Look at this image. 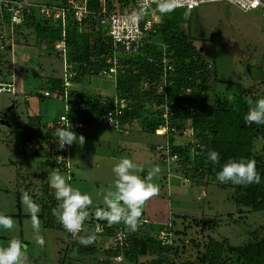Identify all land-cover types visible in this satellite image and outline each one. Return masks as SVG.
I'll return each instance as SVG.
<instances>
[{"label": "rangeland", "instance_id": "rangeland-1", "mask_svg": "<svg viewBox=\"0 0 264 264\" xmlns=\"http://www.w3.org/2000/svg\"><path fill=\"white\" fill-rule=\"evenodd\" d=\"M26 1L53 4L62 0ZM31 16L13 27L0 21V212L15 221L13 230L0 231V242L21 240L27 250L26 264H208L209 259L216 264H251L234 249L264 238V209L239 205L236 185H221L215 175H200L192 169V163L181 161L173 148L184 150L191 160L197 148L193 143L200 141L191 118L170 119L148 100L144 108L152 113L142 112L121 122L118 129L96 121L90 112L92 104L86 100L127 97L115 90V80L120 73L130 74L123 64L129 58L116 57L115 53L108 59L111 64L99 70L98 62L88 61V48L98 26L87 23L77 28L74 38L82 49L65 44L64 52H60L55 47L59 37L52 39L41 30L43 23L35 14L31 23ZM163 16V20L171 18L179 23L207 64L206 103L227 101L243 118L248 110L244 98L264 96L261 12H244L231 3L215 2L191 10L178 8ZM152 47L165 57L170 69L175 68L178 52L168 50L159 33ZM83 67L91 74L75 76ZM154 86L156 94H164V83L158 80ZM64 87L66 100L55 93ZM163 107L170 110L165 104L158 108ZM65 108L72 131L84 136L82 145H70L71 161L69 155L60 153L54 135V121L64 118ZM36 112L38 116H34ZM78 120L84 128H78ZM260 126L262 132L253 138L250 151L255 162L263 164L259 184L264 187V125ZM145 141L150 142L149 149ZM122 156L142 163L145 170L154 164L160 166L158 177H154L159 193L145 202L136 230L128 232V242L140 239L146 240L145 245L150 241L157 245L160 241L164 249L136 245L141 250L136 257L122 254L121 261L114 260L103 243L88 245L94 250L91 255L72 250L65 253L61 247L63 240L67 243L66 234L44 225L49 205L48 172L59 170L69 176L70 183L92 194L96 205L102 206L96 193L112 185V166ZM23 191L41 206L38 217L45 239L43 247L34 242L30 216L20 202ZM89 212L90 218L91 207Z\"/></svg>", "mask_w": 264, "mask_h": 264}, {"label": "trees", "instance_id": "trees-1", "mask_svg": "<svg viewBox=\"0 0 264 264\" xmlns=\"http://www.w3.org/2000/svg\"><path fill=\"white\" fill-rule=\"evenodd\" d=\"M88 2L93 5L96 0H88ZM116 2L122 5L124 3L127 4L129 0H116ZM163 17L157 24L155 32L161 35L168 50L178 52V57L174 61L175 68L165 71L166 96L156 94L155 90H153L155 83L160 80V76L164 72L162 66L156 63L161 57V53L148 44L132 55L116 53V57L125 58L127 56L129 58L123 61V64L125 69L130 71V76L120 73L115 80V90L122 94L126 93L127 97L124 96V99L128 101L127 108L124 110L120 121L125 122L138 117L142 112L152 113L153 111L144 108L148 100H152L150 105L156 106V110L160 113L164 111L163 108H158L161 104L170 105V110L168 111L170 119L190 117L197 138L200 140L199 143H193V145L197 144L196 152L189 160L184 150L179 148H173V150L181 157V161L184 164L187 163L189 165L192 163V169L200 175L203 173L215 175L220 165L228 159L241 157L253 159L250 151L252 140L258 134L257 132H262V127L255 123L245 124L243 118L234 111L232 104L227 101L206 103L207 88L204 82L207 76V64L199 56L193 43L194 40L181 30L179 23L171 18L163 20ZM36 19L43 23V26L38 24L42 31L52 35V39L58 37V31L52 23L47 20H41L38 17ZM30 20L31 23L35 21L34 15L31 16ZM87 23L98 26L95 40L92 46L88 48V61L98 62L100 67L97 69L100 70L102 67H108L111 64L110 62L108 63V59L113 57V49L106 30L102 26L92 20H88L81 26H72L71 30L66 34L65 44L75 50L82 49L75 41L74 35L77 28ZM150 56L154 57L156 61H148ZM94 73L97 72L95 71ZM80 74H91V72L87 67H83L75 76ZM145 87H148V90H145ZM109 100L111 99H103V104L99 98L87 99L86 102L92 104L91 113L101 114L112 104ZM209 149H214L220 153L219 164L212 165L211 162L207 161L206 153ZM256 168L261 175L263 164L256 163ZM236 190L240 194L237 200L239 205L250 206L254 209H264L263 186L260 184L236 185ZM46 196L49 199V205L44 223L47 227L61 229L59 221L52 212L58 202L49 190L46 191ZM145 242L146 240L133 239L124 252V256L136 257L140 250L137 249V246L141 248L146 246L152 250L157 248L159 250L164 249L160 241L157 245L154 244V241H150L148 245H145ZM155 245L157 248H154ZM70 250L79 254H90L94 251L90 247L77 243H71ZM234 251L248 263L264 264V238L251 245L236 247ZM208 264L216 263L209 259Z\"/></svg>", "mask_w": 264, "mask_h": 264}, {"label": "clouds", "instance_id": "clouds-1", "mask_svg": "<svg viewBox=\"0 0 264 264\" xmlns=\"http://www.w3.org/2000/svg\"><path fill=\"white\" fill-rule=\"evenodd\" d=\"M259 3V0H256ZM155 4V11L161 15L171 14L180 5L177 0H142L138 5L136 19L142 18L151 4ZM243 11L249 8L240 5ZM253 3L251 7H255ZM187 14V13H186ZM248 105L247 112L243 115L245 124L255 123L264 125V96L245 97ZM231 100V97H229ZM54 135L56 143L60 148L71 145L74 142L82 145L84 136L77 135L71 130V125L57 127ZM196 142V141H193ZM207 161L212 165L220 163V153L209 149L206 153ZM114 180L112 185L96 195L102 199V206H97L92 194L82 192L79 187L70 183V177L61 174L59 170H52L47 174V183L52 189V195L58 202L52 210L53 215L63 228L75 238L79 245L88 246L96 239V232L100 225L96 224L93 230L86 234L80 233L84 230V222L89 219V208H92L91 215L96 220H103L107 225L123 223L126 230L135 231L142 218L145 202L159 193V185L154 182L161 169L158 164L152 165L145 170V166L129 156L120 157L111 169ZM145 173L141 176V173ZM215 179L221 185L231 183L232 185L247 186L259 184L261 175L256 168L254 159H228L220 165L215 172ZM21 205L30 216L31 228L34 232V242L41 247L45 244L43 235L40 234L41 223L38 213L41 206L35 202L28 191H23L20 198ZM15 221L11 215L0 212V231L13 230ZM27 250L21 240L11 238L6 243L0 242V264H26Z\"/></svg>", "mask_w": 264, "mask_h": 264}, {"label": "built area", "instance_id": "built-area-1", "mask_svg": "<svg viewBox=\"0 0 264 264\" xmlns=\"http://www.w3.org/2000/svg\"><path fill=\"white\" fill-rule=\"evenodd\" d=\"M0 2V21L8 23L11 27L19 26L26 21L27 17L34 14L38 18L52 23L58 31L60 40L55 47L60 52H64L66 34L71 30L72 26H81L88 20H92L106 30L111 48L113 49V57L115 53L132 55L147 44L153 46L157 36L155 29L163 17V15L155 11V4L153 3L142 18L136 19L138 5L142 0H129L127 4L124 3L125 5H121V3L119 4L113 0H96V3L93 5L88 0H62L53 4H32L26 0H0ZM215 2H228L240 10H242L240 5L247 6L249 8L248 11L261 9L264 14V0H259V3L256 0H177L180 6L176 9L184 8L191 10L201 4ZM253 3L256 4L255 7H251ZM148 61L154 62L156 60L150 56ZM156 63L162 66L164 72L161 74L159 81L165 84V71L171 67L166 64L163 55ZM69 75L71 76L72 74ZM164 87H166V84ZM55 93L61 99L66 100L68 98V92L65 87L55 90ZM163 96H166L165 89ZM109 101L112 104L103 113L93 114V118L104 126L118 129L121 124V117L127 108V101L117 97ZM101 103L103 104L104 101L102 100ZM163 104L167 105L166 103ZM163 109V113L167 114V107H163ZM54 123L57 127H63L68 124L66 117L56 119ZM78 125L82 126V123L79 122ZM56 146L61 154L69 155L68 145L60 148L56 143ZM96 224L100 225V230L96 232V236L109 232L107 235L111 244L110 248L115 252V259L121 260L122 254H124L130 244L128 242V232L130 231L126 230L124 224H115L112 227L90 217L84 222V230L80 234L83 235L88 230H93ZM59 225L61 230L67 235L68 240L73 243L76 242L75 238L66 232L60 223ZM160 234L164 235L163 232H160Z\"/></svg>", "mask_w": 264, "mask_h": 264}, {"label": "crops", "instance_id": "crops-1", "mask_svg": "<svg viewBox=\"0 0 264 264\" xmlns=\"http://www.w3.org/2000/svg\"><path fill=\"white\" fill-rule=\"evenodd\" d=\"M35 4H42V3H37V2H35ZM239 9V8H238ZM255 10V9H254ZM260 12H261V15L264 17V14L262 13V11H261V9H258ZM242 11V10H241ZM252 11V10H251ZM245 12V11H244ZM247 12V11H246ZM262 41H264V33H263V36H262V38H261V43H262ZM70 81V80H69ZM65 110H66V108H65ZM66 113H65V115H64V117H69V111L68 110H66L65 111ZM38 113H39V111H38ZM34 116H38L37 115V112H36V115H34ZM79 122H81L80 120H78ZM78 123V122H77ZM83 125V124H82ZM83 126H80V127H78V128H82ZM84 128V127H83ZM71 130H73V129H71ZM76 130H78V129H76ZM144 144H145V146H147L148 147V149H149V144H150V142L149 141H145L144 142ZM146 147V148H147ZM145 148V149H146ZM68 149H70V145H68ZM151 150V149H150ZM70 152L71 151H69V156H70ZM82 154H85V153H82ZM70 161H71V156H70ZM49 191L50 192H52L53 190L52 189H50L49 188ZM99 221H101V220H99ZM44 225H45V223H44ZM46 226V225H45ZM47 227V226H46ZM49 228H53V227H49ZM55 229V228H54ZM107 232V231H106ZM107 234H109V232L108 233H105V234H103V235H98V236H96V239H95V241L93 242V244H96V243H103L104 244V248H106V250H108L109 252H111V255H112V258L114 259V260H116L115 259V257H114V255H115V252H113L112 250H111V248H110V240H109V236L107 235ZM65 240H67V243H65L64 242V240H63V243H64V246L63 247H61V248H64V252L66 253V251L68 250V251H70V245H71V243H73V242H70L69 240H68V238H67V235H66V239ZM74 243H76V242H74ZM66 244H68V246L66 245ZM94 252V251H93ZM93 252L92 253H90V254H82V255H91V254H93ZM74 253H77V252H75L74 251ZM77 254H79V253H77ZM71 258V257H70ZM122 260V259H121ZM120 260V261H121ZM117 261V260H116ZM119 261V260H118ZM70 262V261H69ZM69 262L67 263V264H69ZM58 263H59V261H58ZM57 263V264H58Z\"/></svg>", "mask_w": 264, "mask_h": 264}]
</instances>
